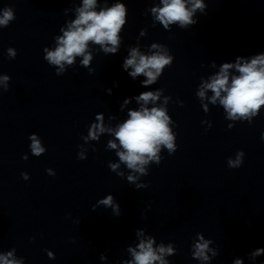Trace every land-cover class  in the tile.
<instances>
[{
	"label": "clouds",
	"instance_id": "1",
	"mask_svg": "<svg viewBox=\"0 0 264 264\" xmlns=\"http://www.w3.org/2000/svg\"><path fill=\"white\" fill-rule=\"evenodd\" d=\"M163 7H153L152 13L156 16L165 29H168L170 24H178L182 29H188L189 26L197 24V20L193 19L196 10L199 9L204 12L206 4L204 0H161ZM191 3V7H189ZM96 0H83V6L79 8L77 18L69 25L68 30L63 31V35L57 37V47L54 51L44 49L46 56L44 59L50 65H58L56 75L60 76L63 73L64 65H72L77 56H83L82 64L87 66L91 60V55L87 53L89 42L100 45L105 53L115 54L118 50L119 37L118 33L121 26L125 23V5L115 4L110 8H105L99 12L95 11ZM15 19L14 13L10 8H5L3 16L0 17V25L7 26L9 21ZM111 45V47H109ZM153 48L158 45L153 44ZM9 54L15 56V52L9 49ZM242 56L236 57V63H223L220 72L211 78V82H205L198 96L203 98L205 90H211L214 95L211 100L215 103L219 98L220 104L223 105L224 110L228 113L231 119L249 118L251 115L257 114L261 105H264V55H255L250 61H244ZM173 57L155 53L151 56L141 55L140 52L133 48L130 57L125 60L123 67L127 70L129 67L133 71L129 72V76L135 79L139 75L147 77L143 81L144 85L156 82L157 77L163 72L166 65L171 66ZM235 68L239 75L229 76V70ZM90 74L92 70H89ZM5 82L4 91L9 89L7 82L11 80L9 75L0 77ZM222 93H226L222 96ZM158 92H144L138 99L142 100L145 104L149 101H155L159 98ZM205 110L207 106L205 105ZM129 119L123 124L119 125L115 131V136L119 140L120 145L124 149L118 153L122 162H124L129 169L138 171L142 174L145 173L144 165L149 160H156L157 165L160 164V157L157 155L160 150V145H164L169 150V155L176 151V146L173 143L174 137L168 127L169 117L165 111L160 108L146 107L140 111H130ZM249 124L251 120L249 119ZM229 129L232 125L228 126ZM93 130L89 132L92 139H96L95 129L103 132L102 125H93ZM111 131V129H109ZM264 139V133L261 136ZM29 139L31 143V152L34 156H41L45 154L46 150L40 146L36 134H30ZM111 148H116L114 142L109 141ZM245 153L243 150H238L237 158L235 160L229 159L228 164L230 168H239L243 164L242 158ZM24 160L28 159L27 154L22 157ZM79 160H83L81 155H77ZM112 170H115L118 165H110ZM48 175L55 176V172L51 169H46ZM21 177L27 181L30 179L29 174L26 172L21 173ZM135 178L129 176L128 180L133 181ZM148 184L136 185L137 189L147 188ZM114 197L109 195L107 199L100 201L106 206L113 205ZM96 208V205L93 206ZM119 203L113 207L114 213L119 215ZM137 235H142V232H137ZM202 243L195 244L194 258L208 260L206 254L209 251L208 245L213 243L212 240H204L200 236ZM154 241L150 238L146 242L141 241L138 245L139 251L136 249H129L134 257V262L130 261L128 264H168L163 259L165 254L171 255L174 251L172 245L165 247L163 244L158 249L153 248ZM264 252V248H258L252 255L259 256ZM213 256L218 255L213 251ZM12 255L11 252L8 253ZM51 256V253H49ZM104 259V256H101ZM3 264H18L16 261H9L6 257H0ZM235 264H243L242 259H237Z\"/></svg>",
	"mask_w": 264,
	"mask_h": 264
}]
</instances>
